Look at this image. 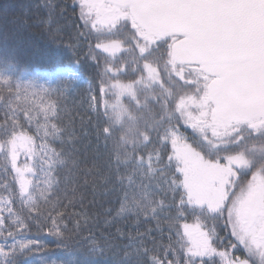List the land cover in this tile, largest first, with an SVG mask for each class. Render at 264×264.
Wrapping results in <instances>:
<instances>
[{"label":"trees","instance_id":"trees-1","mask_svg":"<svg viewBox=\"0 0 264 264\" xmlns=\"http://www.w3.org/2000/svg\"><path fill=\"white\" fill-rule=\"evenodd\" d=\"M74 3L0 0V77L11 78L13 83L31 82L37 90L69 88L67 94L53 96L59 105L56 122L63 132L52 144L62 150L64 163L52 177L47 171L36 176L38 187L33 188V195L41 205L45 204L43 195L52 200L48 207L57 197L67 206L63 224L68 226L70 240L61 244L47 228L33 227L25 239L38 240L42 251L22 257L21 264H122L127 245L139 235L152 229L166 243L169 229L179 231L180 221L200 223L209 230L215 227L227 238L224 219L186 205L177 209L185 193L176 170L184 174L189 187L203 189L215 184L218 176L229 175V158L239 154L246 158L247 154L252 161L245 171L264 175V137L251 129L246 133L244 120L221 129L216 121H223L214 115L209 87H205L212 78L201 66L174 57L176 36H159L149 30L153 34L149 39L139 31L137 20L132 27L129 19H123L115 26L85 29V44L77 38L80 21ZM96 42L102 45L100 49L94 47ZM81 48L88 50L85 55L98 57V67L94 69L95 61L79 54ZM69 65L80 72L75 84L63 83L58 72ZM97 73L103 79L104 95L93 85ZM93 94L96 100L90 99ZM189 97L196 98L195 105L185 108ZM6 110L5 101H0V118ZM185 110L199 119L195 130L186 126L196 120L189 121ZM173 130L180 138L176 147H170ZM3 166L0 156V198L8 196L3 185L10 180ZM247 183L245 175L241 192H246ZM15 208H20L19 202ZM93 243L103 244V253L99 249L93 253ZM169 258L183 257L177 253Z\"/></svg>","mask_w":264,"mask_h":264},{"label":"snow or ice","instance_id":"snow-or-ice-1","mask_svg":"<svg viewBox=\"0 0 264 264\" xmlns=\"http://www.w3.org/2000/svg\"><path fill=\"white\" fill-rule=\"evenodd\" d=\"M147 6L130 3L129 0H118L116 4H108L106 0H75L73 7L79 11L80 21L77 38H82V42L87 44L85 29L96 31L102 16L107 27L109 24L115 26L114 21L131 15L129 25L134 27L140 18L136 14L137 9ZM152 6L171 12L179 21V33L192 31L194 35H209L221 46L225 56L207 69L209 75L223 73L226 79L249 82L258 93L264 92V0H163ZM126 7L131 8L134 15L125 12L123 9ZM94 47L100 49L102 45L96 42ZM87 51L81 48L79 54L85 60L91 58L95 61L92 65L95 69L98 57L90 53L85 55ZM58 72L66 84H75L80 77L79 69L71 65ZM200 79L206 80L208 76ZM186 82L195 83L193 80ZM93 85L100 95H104L105 86L99 73ZM89 90L92 91L91 88ZM68 91L66 87L37 90L31 82L13 83L11 78L0 77V101H5L7 109L0 118V156L4 161V174L10 177L9 182L3 185L8 196L0 198V264H21L22 257L41 253L42 246L38 240L25 239V233H30L33 227L38 231L47 228L48 234L59 237L61 244L67 245L70 240L68 226L63 224L67 206L57 197L48 207L52 200L43 195L41 199L45 204L41 205L33 195V188L38 187L36 176L47 171L52 177L58 170L57 166L64 163L62 150L58 151L52 144L63 132L56 122L59 105L53 96H63ZM90 99L96 100L97 97L93 94ZM195 100V97H189L185 108L194 106ZM183 115L189 121L196 120L186 125L195 130L199 119L191 111L185 110ZM249 126L255 127L250 121ZM170 135V147H176L180 139L177 131H171ZM22 155L23 163L20 162ZM156 158L159 159V154ZM177 158L183 163L179 151ZM167 159L170 162L171 156ZM228 163V171H233L234 165L235 182L232 176H218L215 184L203 189L189 187L184 174L176 170L177 176L184 181L181 190L185 193V197L177 202V209L186 205L207 210L224 219L223 230L227 231V238L222 237L215 227L209 230L200 223L189 225L180 221L179 231L169 229L166 243L163 236L157 239L152 229L147 230V235H139L127 245L122 264H257V256L259 264H264V175L246 172L250 165L242 154L229 158ZM245 175L247 191L241 192V181ZM48 195L51 196V192ZM17 202L19 209L15 208ZM72 203L68 201V205ZM119 211L124 209L121 207ZM180 214L184 215L183 212ZM90 248L93 253L98 249L103 253L104 245L93 243ZM177 253L183 258H169Z\"/></svg>","mask_w":264,"mask_h":264},{"label":"water","instance_id":"water-1","mask_svg":"<svg viewBox=\"0 0 264 264\" xmlns=\"http://www.w3.org/2000/svg\"><path fill=\"white\" fill-rule=\"evenodd\" d=\"M116 4L118 0H109ZM130 3L149 5L137 9L140 23L148 26L158 34L178 35L183 37L173 47L174 57L184 63L198 64L205 71L214 62L222 60L224 50L209 35H194L192 31L182 34L178 19L167 9L155 7L163 0H129ZM209 85L211 100L216 105L215 116L221 120L248 118L264 114V92L258 93L255 87L240 79H226L223 73Z\"/></svg>","mask_w":264,"mask_h":264},{"label":"rangeland","instance_id":"rangeland-1","mask_svg":"<svg viewBox=\"0 0 264 264\" xmlns=\"http://www.w3.org/2000/svg\"><path fill=\"white\" fill-rule=\"evenodd\" d=\"M106 2L108 3V4H114L113 2H111V1H109V0H106ZM125 12H129L130 14H132V15H134L133 13H132V9L131 8H124L123 9ZM131 18V15H130V17L129 18H123V19H130ZM93 19H95V17L93 18ZM104 17L102 16V17H100V23H98L96 26H104ZM123 19H119V20H116V21H114L113 23L115 24L116 22H118V21H120V20H123ZM112 24H109L108 26H111ZM138 29H139V31L141 32V34L144 36V37H146V38H152L153 37V34H151L150 32H149V30L147 29H145L143 26H141V25H138ZM251 118H253V117H251ZM253 119H258V120H261V121H263L264 122V114H262V115H259V116H254V118ZM240 121H242V119H240V118H235V119H233V118H229V119H226V120H224L223 121V123H221L220 121H216L217 123H219L221 126V129H223L224 131L229 127V126H231L232 125V123H234V122H236V123H239ZM246 158H247V160L249 161V163L251 164V162H250V155H247L246 154ZM249 164V165H250ZM232 169H233V166H232ZM229 176H232L233 177V179H234V171H229ZM197 178H203V177H198V176H196ZM196 188V187H195ZM246 191H247V188H246Z\"/></svg>","mask_w":264,"mask_h":264},{"label":"flooded vegetation","instance_id":"flooded-vegetation-1","mask_svg":"<svg viewBox=\"0 0 264 264\" xmlns=\"http://www.w3.org/2000/svg\"><path fill=\"white\" fill-rule=\"evenodd\" d=\"M183 37H181L182 39ZM178 41L180 39H177ZM215 110H216V105H215ZM214 110V112H215ZM254 118V117H253ZM253 118H246V133L251 129L252 132H257L256 133V136H259V137H264V122L261 121V120H258V119H253ZM249 121L255 125V127H250L249 126ZM264 141V140H263ZM261 141V142H263ZM261 142H258V143H261ZM258 155V154H257ZM251 157V156H250ZM252 161V157L250 158V162ZM250 164V163H249Z\"/></svg>","mask_w":264,"mask_h":264}]
</instances>
